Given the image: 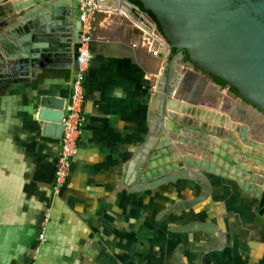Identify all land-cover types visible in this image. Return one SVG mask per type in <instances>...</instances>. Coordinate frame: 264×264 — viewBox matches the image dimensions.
Masks as SVG:
<instances>
[{"label": "crops", "instance_id": "0c3cea01", "mask_svg": "<svg viewBox=\"0 0 264 264\" xmlns=\"http://www.w3.org/2000/svg\"><path fill=\"white\" fill-rule=\"evenodd\" d=\"M154 24L135 4L99 0L86 119L57 195L60 137L43 133L33 104L40 93L68 103L77 60H63L62 53L60 62L28 80L0 84V264H264V210L234 180L208 174L211 196L182 211L163 210L198 195L191 181L133 190L137 151L158 115L159 82L184 69L177 57L169 60L173 51ZM242 113L264 130L256 109L242 104ZM193 221L215 223L225 241L205 231L171 229Z\"/></svg>", "mask_w": 264, "mask_h": 264}, {"label": "water", "instance_id": "95a60500", "mask_svg": "<svg viewBox=\"0 0 264 264\" xmlns=\"http://www.w3.org/2000/svg\"><path fill=\"white\" fill-rule=\"evenodd\" d=\"M139 1L156 17L169 50L175 48L169 60L177 57L184 69L159 82L158 115L137 151L133 190L191 181L198 195L163 210L182 211L211 196L208 174H214L234 180L264 210V130L241 114L247 104L264 117V0ZM81 14L78 0H0V84L28 80L60 62L62 53L63 60H77ZM65 103L64 96H35L33 114L43 133L61 138ZM171 229L225 241L224 231L208 221Z\"/></svg>", "mask_w": 264, "mask_h": 264}, {"label": "built area", "instance_id": "2783aa9c", "mask_svg": "<svg viewBox=\"0 0 264 264\" xmlns=\"http://www.w3.org/2000/svg\"><path fill=\"white\" fill-rule=\"evenodd\" d=\"M78 2L79 8L82 11L79 56L77 58V69L73 79L70 99L63 108V116L61 120L63 124V134L60 138V149L55 169V180L52 187L53 194L55 195L60 193L69 177L71 161L73 156L77 153L83 124L86 119L84 113L86 77L92 61L91 42L95 28L94 19L99 10V0H78ZM50 213V208H48L39 235V243L41 244L47 240L46 227ZM38 248L39 247H37V249Z\"/></svg>", "mask_w": 264, "mask_h": 264}, {"label": "trees", "instance_id": "16d2710c", "mask_svg": "<svg viewBox=\"0 0 264 264\" xmlns=\"http://www.w3.org/2000/svg\"><path fill=\"white\" fill-rule=\"evenodd\" d=\"M130 1L133 2L135 5L139 6V8H140L141 10H143L153 22L156 23V25H157V27L159 28V30H161V26H160V24L158 23V21L156 20V17L153 15V13H152L151 11H149V10H145V9L143 8L142 3H141L139 0H130ZM172 51L175 52V48H173ZM184 55H185L184 58L187 59V58H188V54H187L186 51H184ZM215 79H216L217 81H219V82L225 84V83H224L222 80H220L219 78H215Z\"/></svg>", "mask_w": 264, "mask_h": 264}, {"label": "flooded vegetation", "instance_id": "af4514ba", "mask_svg": "<svg viewBox=\"0 0 264 264\" xmlns=\"http://www.w3.org/2000/svg\"><path fill=\"white\" fill-rule=\"evenodd\" d=\"M175 55H179L181 57L182 55H184V51H177Z\"/></svg>", "mask_w": 264, "mask_h": 264}]
</instances>
